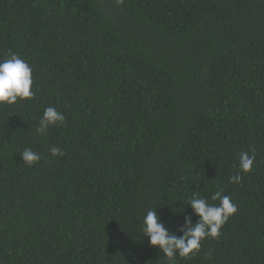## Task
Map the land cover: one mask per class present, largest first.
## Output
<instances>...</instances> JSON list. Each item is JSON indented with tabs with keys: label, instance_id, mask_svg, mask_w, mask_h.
<instances>
[{
	"label": "trees",
	"instance_id": "1",
	"mask_svg": "<svg viewBox=\"0 0 264 264\" xmlns=\"http://www.w3.org/2000/svg\"><path fill=\"white\" fill-rule=\"evenodd\" d=\"M11 54L33 97L0 106V264H169L143 217L179 236L194 192L237 212L176 264H264V0H0Z\"/></svg>",
	"mask_w": 264,
	"mask_h": 264
},
{
	"label": "clouds",
	"instance_id": "2",
	"mask_svg": "<svg viewBox=\"0 0 264 264\" xmlns=\"http://www.w3.org/2000/svg\"><path fill=\"white\" fill-rule=\"evenodd\" d=\"M33 84L32 69L29 64L16 54L0 61V106H11L19 101L30 100L33 97L31 91ZM65 122V116L56 108L47 107L39 119L36 132L40 135L47 133L50 127L61 125ZM50 154L53 158L63 156L61 148L52 146ZM22 161L29 167L38 163L41 159L39 153L31 149H25L21 154ZM255 154L241 152L236 167V174L230 177V182L238 184L242 174L252 171ZM213 201L219 204L209 203L205 197L193 193L187 201L192 209V215L198 217L193 223L192 216H184V224L178 229L181 235L169 231L157 214L156 208L149 209L143 217L141 232L147 238L148 244L153 249L162 252L169 264H176V257L189 258L201 248V243L207 238L217 239L220 230L230 217L236 214L237 208L231 202V197L216 192L212 195Z\"/></svg>",
	"mask_w": 264,
	"mask_h": 264
}]
</instances>
